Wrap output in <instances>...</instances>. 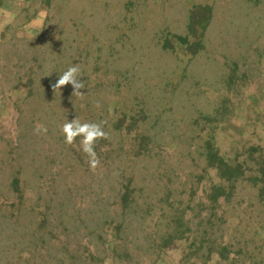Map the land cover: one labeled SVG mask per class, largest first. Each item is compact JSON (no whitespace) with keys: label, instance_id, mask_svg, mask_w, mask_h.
<instances>
[{"label":"rangeland","instance_id":"374dc122","mask_svg":"<svg viewBox=\"0 0 264 264\" xmlns=\"http://www.w3.org/2000/svg\"><path fill=\"white\" fill-rule=\"evenodd\" d=\"M0 264H264V0H0Z\"/></svg>","mask_w":264,"mask_h":264},{"label":"clouds","instance_id":"9594fccd","mask_svg":"<svg viewBox=\"0 0 264 264\" xmlns=\"http://www.w3.org/2000/svg\"><path fill=\"white\" fill-rule=\"evenodd\" d=\"M81 69L78 64L69 66L61 75L52 87L61 89L67 84H71L73 89L78 92L84 87V82L81 80ZM101 123L81 122L78 118L67 120L61 125L60 131L66 144H73L79 138L81 151L88 158V164L91 169H95L100 161L97 157L94 145L100 138H106L107 133L102 128ZM37 131L47 132V128L40 125Z\"/></svg>","mask_w":264,"mask_h":264},{"label":"trees","instance_id":"16d2710c","mask_svg":"<svg viewBox=\"0 0 264 264\" xmlns=\"http://www.w3.org/2000/svg\"><path fill=\"white\" fill-rule=\"evenodd\" d=\"M210 151L205 155L204 162L205 165H207V168H214L218 171V174L221 178H228L230 179V175H226L227 172H231V177H237L239 173L240 166L238 165H231L229 161H227L220 153L219 150H216V148L213 146L209 147ZM238 178V177H237ZM215 191L217 192V196H215V199H219L222 194V191H225L224 187L222 185L216 186ZM219 197V198H218ZM129 189L126 195H124V202H127L129 199ZM172 242V238L168 241V244Z\"/></svg>","mask_w":264,"mask_h":264}]
</instances>
